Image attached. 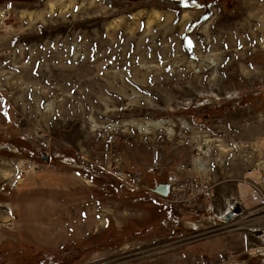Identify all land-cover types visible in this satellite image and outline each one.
<instances>
[{"label": "rangeland", "instance_id": "obj_1", "mask_svg": "<svg viewBox=\"0 0 264 264\" xmlns=\"http://www.w3.org/2000/svg\"><path fill=\"white\" fill-rule=\"evenodd\" d=\"M0 23V81L7 84L6 92L0 90V124L12 130L0 125V169L17 163L16 145L25 154L36 152L42 169L63 166L61 156L99 155L101 167L110 166L104 174L109 205L116 208L113 225L91 237L94 199L52 204L50 236L31 228L30 240L47 250L32 244L20 253L19 245L5 243L0 253H17L9 261L0 255V264H106L111 254L120 256L121 246L128 254L141 251L134 260L192 245L203 264H264L249 234L207 236L206 213L200 229L184 216L189 233L163 236V223L173 219L174 226L184 203L154 191L169 180L176 188L207 174L212 198L197 197L187 206L212 208L216 181L208 163L224 165L244 144L241 134L250 139V181L264 187V131L255 133L264 122V0H0ZM246 27L263 32L257 42ZM138 123L149 124V132L139 131ZM198 158L205 170L197 168ZM115 165L140 176L121 181ZM237 182H224L232 189L221 193L236 194ZM186 186L191 193L198 184ZM66 215L75 227L67 228ZM55 216H64L62 229ZM17 232L0 228L14 240ZM225 246L229 251L218 255Z\"/></svg>", "mask_w": 264, "mask_h": 264}, {"label": "crops", "instance_id": "obj_2", "mask_svg": "<svg viewBox=\"0 0 264 264\" xmlns=\"http://www.w3.org/2000/svg\"><path fill=\"white\" fill-rule=\"evenodd\" d=\"M10 113L15 114V111H12ZM6 118L10 119V116H6ZM0 125L1 131H12L10 125ZM247 136L249 135L245 134L244 137H240L243 138L244 144L239 150L234 151L233 153L229 152L224 165H221L220 163H210V161L207 160L209 161L208 164H210V166L212 167L211 171L214 176V180L216 181L215 195L212 200V206L214 208L201 209V207L198 205L177 206L178 209L176 208L177 213H175V218L180 217V220L175 221L174 226L173 219L168 221V223H163V226L167 230L164 232L163 236H172V232H174L175 230H179V235L189 233L190 224L182 221V219L185 218L184 216H186L187 218L195 219L196 223L194 225L197 226L196 228L199 227L200 229L202 226H204L202 223V219H200L201 215L210 213L212 209L217 210L222 208L224 199L228 196H233L234 193L232 194V192L221 193L222 190L231 191L232 189L231 184L224 182H231L233 180L239 181L241 177L245 175L246 171L244 172V170L253 168L246 162V160L248 159L246 157L248 154L247 152H249L250 147V141L249 145L246 144V141L249 139ZM16 148L17 151L13 152L12 155L15 157L17 163H15V165H13V167L9 169L10 176L5 177L2 169H0V228L4 230L17 229V240H14L12 236L9 237L7 235H0L1 246L5 243L19 245V248H21V250L17 252L20 253H26L28 250L27 246L32 244L35 247H41L39 249H45L42 242H33L30 240V238H35L31 233V228L38 231L48 230V232L44 231L42 236H50L49 230H51L53 221L52 204H56L57 207H59L61 204L67 206V203H69L68 201L73 200L77 197H86L85 199L88 201H90L91 199L95 200L96 207L94 209V217L92 219L90 233L92 234L91 237L95 235H103L106 229H108L110 225H113L112 220H115L114 213L116 208H112V206L109 205L107 192L109 184V182L107 183V181H109V178H107V175L98 171L90 174H86L83 172H73L72 170H68V168L64 166L52 164L51 166H48L43 170L32 174L27 180L19 181L17 184H13V181L15 180L14 177L17 174V169L20 166V161H34L36 160L35 156H37L36 152L25 154L23 151H27L23 147H21V145H16ZM39 160L49 162L52 159L51 157L41 155ZM218 165H220V169H218ZM210 166L209 168H211ZM218 170L220 171V173L218 172ZM189 175L190 174H187L186 176L189 177ZM220 178H222L223 181L221 186H218L220 183L218 180ZM111 181L113 182L114 180L111 179ZM168 182L170 183L172 181L169 180ZM101 193H103V195ZM221 194L227 195L222 197ZM107 206H109V208H107ZM63 209L66 210L67 213V208ZM128 209L137 212H139L140 210L135 208ZM81 210L83 212L82 214L87 213V208H81ZM125 212L127 211L125 210ZM57 213L59 214L60 212L57 210ZM63 217L64 216L59 219H57L56 216L54 217L56 226H61V229L65 225ZM109 217L110 219L108 220ZM82 224L83 223H80L79 225ZM66 225L67 228L70 226L75 227V220L67 217L66 215ZM107 233L108 231L106 232V234ZM67 234L69 236V231H67ZM136 241L137 240H135L134 242ZM69 242L70 241H68L66 245H64V247L69 246ZM157 245L158 243L154 246ZM199 245L202 246L203 243H199ZM125 248L129 247H118L116 252L120 256L116 258L111 254L110 256H108L109 258H105V260L107 261L106 264H203V254L201 250L197 249V247L194 245L182 248L175 252H161L167 249H159L155 250L156 253L152 252L151 254L153 255L149 254L151 256L137 255L136 257L138 259L135 258L134 260H132V258L135 256V254H140L141 251L136 250L134 252L133 250H131L132 252L128 254V251L125 250ZM118 249H120V252H118ZM225 249L226 250L222 249L218 251V255H221V251H229L230 246H225ZM99 250L100 249H96L95 251L99 252ZM17 252L15 251L14 254H16ZM14 254H12L9 249H4L3 252L0 253L3 261L14 259ZM261 262L264 263V260L261 259Z\"/></svg>", "mask_w": 264, "mask_h": 264}, {"label": "built area", "instance_id": "obj_3", "mask_svg": "<svg viewBox=\"0 0 264 264\" xmlns=\"http://www.w3.org/2000/svg\"><path fill=\"white\" fill-rule=\"evenodd\" d=\"M7 18V16L4 17L3 22H6ZM6 87V82L2 83L0 81V90L6 92ZM101 160L102 158L99 155L92 156V158H89L87 155H77L70 157L61 156L60 158L62 165L70 168L73 172H83L90 174L98 171L102 173H108L110 166L105 169L102 168ZM199 168L201 170H205V163L203 162V164H200ZM41 169V163L36 164L34 161L29 160L22 162L20 167L17 169V174L14 178V184L18 183L19 181L27 180L32 174L41 171ZM115 169L119 170L120 168L119 166L115 165ZM262 169H264V166H262ZM253 173L254 169L249 168L247 170V176L236 183V194L227 197L225 204L223 202L222 208L217 210L212 209L211 212L207 214L208 217L206 218L209 219L211 224L210 227L206 229H208L207 233L209 234H215L218 232L222 233L226 231H236L244 235L249 234L256 240L254 241L257 244L255 247L257 250L255 255L258 258L264 260V187L260 184H255L250 181V175ZM117 176L121 181H133L137 180L140 175L138 172L126 171L121 168ZM185 183L189 187L198 184L197 188L199 189L192 187V190L195 189V191L188 193L186 192L187 186ZM185 183L178 184V187L176 188L172 185V200L179 197L177 202L187 205L188 203L197 202L194 201L197 197H202L203 199L205 198V200L212 198L214 184L209 175L205 174L204 176H196L192 178L190 182ZM174 188L176 189L177 194L174 191ZM230 201H232V204H230ZM212 208L214 207L212 206ZM211 215H215L216 218H210ZM217 216L220 217V219L217 218ZM240 253L241 252L236 253L235 257H239ZM248 253L249 255L251 254L250 252Z\"/></svg>", "mask_w": 264, "mask_h": 264}, {"label": "bare ground", "instance_id": "obj_4", "mask_svg": "<svg viewBox=\"0 0 264 264\" xmlns=\"http://www.w3.org/2000/svg\"><path fill=\"white\" fill-rule=\"evenodd\" d=\"M248 27H246V29H247ZM242 29H244V27H242ZM260 29H263L264 30V27H262L261 26V28ZM248 30H249V34H248V36H250V38L252 39V41H254V42H257V38H258V35L260 34V33H263V32H261L260 31V33H256L255 32V30H251L250 28H248ZM254 33H256V34H254ZM158 124H162V121H159V122H157ZM185 124H186V127H188V124L185 122ZM137 126H138V129H139V131H141V132H145V133H148L149 132V130H148V127L150 126L149 124L147 125V123L144 125V124H140V123H138L137 124ZM264 131V122L262 123V121H261V124L260 125H258V128H257V130L255 131V133H257V132H263ZM254 132L252 133V134H255ZM251 134V135H252ZM262 136L264 137V134H262ZM241 137H244V135H242L241 134ZM25 161H28V160H25ZM222 161V160H221ZM22 162H24V161H21V163ZM203 160L202 159H200V158H198V161H197V168L200 166V164H203ZM2 163H4L3 161H2ZM20 167V166H19ZM18 167V168H19ZM3 174H4V176L5 177H9L10 176V171H7V170H3ZM16 176V175H15ZM15 178V177H14ZM13 184H14V181H13ZM171 187H172V184L170 185V192H171ZM170 195V194H169ZM228 197H230V196H228ZM226 199H227V197L224 199V204H225V201H226ZM177 204L179 205L180 203H178L177 202ZM230 204H232V201H230ZM225 208V207H224ZM206 217H208L207 216V214H206ZM210 218H213V219H215L216 217H215V215H211L210 216ZM217 218H219L220 219V217H218L217 216ZM208 222H209V225L208 226H206V228H209L210 227V221H209V219H208ZM216 232H218V231H216ZM213 233H215V232H213ZM218 233H220V232H218ZM207 236H211V234H208ZM245 251L246 250H244V251H239V252H241V253H245ZM238 262H240V261H238ZM237 262V263H238ZM244 262L246 263V260H244Z\"/></svg>", "mask_w": 264, "mask_h": 264}, {"label": "water", "instance_id": "obj_5", "mask_svg": "<svg viewBox=\"0 0 264 264\" xmlns=\"http://www.w3.org/2000/svg\"><path fill=\"white\" fill-rule=\"evenodd\" d=\"M49 160V159H48ZM154 191L162 196L169 195V187L167 183H160Z\"/></svg>", "mask_w": 264, "mask_h": 264}, {"label": "flooded vegetation", "instance_id": "obj_6", "mask_svg": "<svg viewBox=\"0 0 264 264\" xmlns=\"http://www.w3.org/2000/svg\"><path fill=\"white\" fill-rule=\"evenodd\" d=\"M167 184H168V187H169V194H171V192H170V185H171V183L167 182Z\"/></svg>", "mask_w": 264, "mask_h": 264}, {"label": "trees", "instance_id": "obj_7", "mask_svg": "<svg viewBox=\"0 0 264 264\" xmlns=\"http://www.w3.org/2000/svg\"><path fill=\"white\" fill-rule=\"evenodd\" d=\"M113 184H115V182H113ZM183 206H187V205H183ZM162 235H164V234H162Z\"/></svg>", "mask_w": 264, "mask_h": 264}]
</instances>
